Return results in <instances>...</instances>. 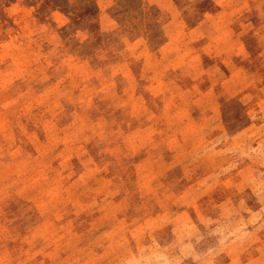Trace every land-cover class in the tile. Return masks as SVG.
I'll use <instances>...</instances> for the list:
<instances>
[{"label": "rangeland", "instance_id": "rangeland-1", "mask_svg": "<svg viewBox=\"0 0 264 264\" xmlns=\"http://www.w3.org/2000/svg\"><path fill=\"white\" fill-rule=\"evenodd\" d=\"M0 264H264V0H0Z\"/></svg>", "mask_w": 264, "mask_h": 264}]
</instances>
